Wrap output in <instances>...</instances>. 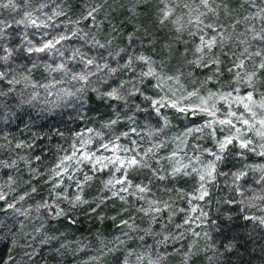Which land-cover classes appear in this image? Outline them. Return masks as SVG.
Masks as SVG:
<instances>
[{
    "label": "snow or ice",
    "instance_id": "1",
    "mask_svg": "<svg viewBox=\"0 0 264 264\" xmlns=\"http://www.w3.org/2000/svg\"><path fill=\"white\" fill-rule=\"evenodd\" d=\"M117 10H126L133 24L123 45L116 42L123 35L114 22ZM145 16L151 26L142 22ZM35 72L47 82H38ZM40 88L46 93L41 111L71 99L83 108L94 96L109 115L100 128L76 132L68 148L58 146L63 154L46 172L33 167L43 158L32 155L42 136L28 140L0 130V229L15 237L16 227L23 230L26 222L39 220L26 235L34 240L38 235L41 246L58 241L56 255L75 253L89 245L48 234L46 222L75 225L76 209L92 204L90 212L96 213L117 200L121 234L111 239L98 234L96 254L83 264H105L108 256L112 264H167L169 253L158 249L189 234L195 239L175 249L181 264H192L202 251L219 264L222 253L209 232L196 228L207 223L205 206L221 176L231 178L228 186L241 197L226 203H239L245 213L258 211L244 218L264 226V162H248L250 155L264 161V0H84L78 8L71 0H0V122L6 125L25 106L35 107ZM51 95L55 101L47 99ZM164 110L203 121L168 137L171 119ZM142 114H154L158 124L140 128ZM232 158L241 167L224 171L222 165ZM145 169L147 183L132 178ZM24 172L30 179L24 180ZM250 175L256 187L245 188L241 181ZM40 176L48 185L47 198L33 205L28 201L38 189L32 181ZM97 178L101 188L90 201L85 189ZM181 178L195 181L191 190L175 183L154 190V181ZM133 212L147 227L137 224ZM180 213L183 220L176 223ZM110 219L117 222L115 215ZM169 224L182 231L172 233ZM147 237L155 243L148 244ZM131 241H138L137 248L128 247ZM235 246L232 240L223 244L225 252ZM27 247L26 260L9 255L3 264H37L38 250Z\"/></svg>",
    "mask_w": 264,
    "mask_h": 264
},
{
    "label": "rangeland",
    "instance_id": "2",
    "mask_svg": "<svg viewBox=\"0 0 264 264\" xmlns=\"http://www.w3.org/2000/svg\"><path fill=\"white\" fill-rule=\"evenodd\" d=\"M37 0H33V3H36ZM111 2V0H110ZM127 2V0H125ZM71 3L74 8L81 7L84 3V0H71ZM8 15L7 13L5 14ZM128 13L126 10H117L114 12V22H116L118 25L121 26V32L123 35H121L117 43H120L123 45L126 40L125 37L128 32H131L133 30V24L129 23L126 20ZM101 18H103V14H101ZM142 22L145 24H148L151 26L150 18L145 16L141 18ZM107 27V25H105ZM157 35L163 39L164 33L159 32ZM159 47V45H157ZM34 78L41 83H46L45 76L42 72H35ZM59 74H57V79H59ZM69 85H57L56 87H68ZM40 92V98L37 102H34L36 104L35 107H29L26 106L24 110H29L31 108H36L41 110V108L45 107V104L43 103L46 93L43 88L38 89ZM53 92L56 91V89H52ZM47 99L49 101H55L56 97L55 95L47 96ZM10 104L15 103V99L12 98L9 100ZM59 107H56L54 109H59L60 107L67 108L68 112H71V117L73 124V128L70 131L63 132L61 130H58V132L55 134L53 133L50 138L53 136L54 139V146L52 147V151L48 152L47 150L40 151L37 146L40 145L39 141H36V147L32 150V155H43L42 161H36L33 164V167H38L42 172H46L48 167L54 165L56 163L57 157L59 155H62L63 153L58 151V146H62L63 148H68L69 144L72 141V138L76 132L82 131L83 129L87 127L91 128H100V125L108 118L109 111L101 105L99 101L95 100V97L93 96L87 104L84 105L83 108H81V105L79 102L75 101L74 99L68 100L67 102L60 101ZM50 107V105L48 106ZM171 119V126L166 130L167 136L172 137L175 136L177 133L183 131L184 129L188 127H193L196 125H199L203 121V117L199 116H188L187 118H184L183 116L174 113L172 110H164ZM150 122L153 126L158 124V118L155 117V115H150L145 117L143 114L141 115L138 124L140 128H144L145 124ZM119 129L123 130L124 125H120ZM0 130H3L0 127ZM4 131V130H3ZM59 133H63V135H59ZM39 135L37 132H27L26 135L22 136L23 139L31 140L34 136ZM203 143V141H201ZM174 147V145L170 144L169 148ZM167 151V150H165ZM46 158L44 159V157ZM249 163H261L264 161H261L259 158H256L254 156H249ZM242 165V162L238 158H232L229 160V162L225 165H222V169L224 171H236L238 170ZM24 180L30 179L27 172L22 173ZM106 176L107 174H103ZM4 173L0 172V177H3ZM150 177V172L148 170H141L140 172L133 175V179L137 182H148V179ZM45 177L40 176L38 179L33 180L32 183L34 186L37 187L38 192L36 194H33L32 199L28 201L30 204H35L36 202L40 201L41 199L47 198V190L48 185L44 183ZM175 183L177 186L184 188L185 190H191L195 181L191 178H181L177 181H154V190H158L159 186L161 184H169ZM231 184V178L229 177L226 181L225 177L221 176L218 181V187H215L211 191V199L210 203L206 205V211L208 212V218L206 225L203 226V228H196V231L203 232L204 230H207L212 237V242L216 244V246L219 248L220 253L224 249L221 250L220 248V241L219 239H216V233L220 230V228H223V223L228 221L230 217H236L240 222H242L244 225L247 226V229L252 231H258V232H264V226L259 225L256 221L246 220L244 217L245 215H260L258 211L252 210L247 213L241 211V205L239 203H226L228 200H235L238 201L241 199V197L238 195L237 192H235L232 188H230L228 185ZM241 184L245 188L249 187H256V185L253 183V180L251 178V175L244 181H241ZM26 187V186H25ZM25 187L20 188V192H23L25 190ZM101 188L100 179L97 178L95 181H93L92 185L90 187H87L85 189V197L89 199L90 201L95 199L99 193V190ZM160 195H163V192H159ZM167 198V197H165ZM203 205V202H201ZM179 207L187 208L188 205L184 203L183 201H178ZM91 207H94V205L89 204L85 205L81 208H78L75 210L74 215L78 217V223L75 225H72L68 223L66 220H59V221H53L48 220L45 225L44 231L48 232V234H56L57 236H60L61 239L67 238L68 241L72 242H79L83 241L84 243L88 244L89 247L86 248L83 251H76L68 252L64 255H56L55 254V248L59 247V242H53L52 244L41 246L39 243V236H36V239H33L32 235H26L28 233H34V228L38 227L40 224L39 220L34 221H28L26 222V226L23 230H20L18 227H16L13 231L15 233V237H13V233L8 232L7 229H0V246L4 248L5 251V259L0 262V264H3L4 261H6L9 257V255L14 256L17 260L20 259H27L24 256L25 251H31V248H28L27 245L31 244L33 248H36L38 250V255L35 257V260L37 261V264H83V261L88 259L90 256L96 254V247L98 246L97 243V236L98 234H102L104 238L111 239L117 235L121 234V229L118 227V220L120 219V216L117 215L118 211L121 207V202L117 200H109L107 204L103 205L100 209L97 210L96 213L90 212ZM133 215H137L136 213H132ZM2 215V214H0ZM103 216L104 219L101 220L99 217ZM117 216V222H114L110 219L111 216ZM127 213L124 214V218H127ZM183 213H180L176 218L175 222L180 223L183 220ZM137 224L141 228L147 227V223L145 220L141 219L139 215H137ZM163 223V221L161 222ZM199 223V221H197ZM195 227V225H193ZM160 225L157 224L155 226L156 230H159ZM168 229L172 233L178 234L181 230L176 229L172 224L168 225ZM61 234H63L61 236ZM13 238L17 241L15 245H13ZM195 239L190 234L186 236L184 240L178 241L175 244L169 243V245L165 247H161L158 250L160 252H168L169 257L167 264H181V256L177 255L175 252L176 248L184 249L187 247L191 241ZM146 241L148 244H154L155 241L151 237H147ZM138 241H131L129 242L128 247L129 248H137ZM204 240L203 238L200 239V246L203 247ZM73 247H75V243L73 244ZM212 256L211 252L204 253L203 251L196 257L193 258L192 264H216L214 260H210V257ZM224 257V256H223ZM113 257L108 256L105 258V264H112ZM219 264H225L223 259L219 260ZM261 264H264L262 262Z\"/></svg>",
    "mask_w": 264,
    "mask_h": 264
},
{
    "label": "trees",
    "instance_id": "3",
    "mask_svg": "<svg viewBox=\"0 0 264 264\" xmlns=\"http://www.w3.org/2000/svg\"><path fill=\"white\" fill-rule=\"evenodd\" d=\"M71 115L73 114L68 112L65 107L51 111L31 108L20 112L6 125L0 122V127L5 132H11L20 138L26 135L28 131L37 132L43 137L40 139V145L37 148L40 151L45 152L47 150L50 152L54 146L53 136L51 138L50 136L53 133L56 134L58 130L63 129L62 131L65 132L73 128L74 122H72L73 116L71 117ZM221 227L223 228H220L216 233V239L220 241L221 250L224 249L223 244L229 240L234 241L236 246L231 252L221 251L222 255L219 256V260L223 259L225 264H261L264 262V232L247 229V226L236 217H230ZM4 259L5 251L0 246V262Z\"/></svg>",
    "mask_w": 264,
    "mask_h": 264
}]
</instances>
